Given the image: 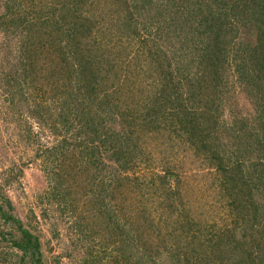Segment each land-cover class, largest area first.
<instances>
[{
    "label": "trees",
    "instance_id": "trees-1",
    "mask_svg": "<svg viewBox=\"0 0 264 264\" xmlns=\"http://www.w3.org/2000/svg\"><path fill=\"white\" fill-rule=\"evenodd\" d=\"M56 2L4 0L0 30L7 51L11 38L19 44L5 74L11 100L33 99L28 118L61 136L36 156L57 162L55 197L70 202L76 230L93 239L82 264H264V0ZM166 36L191 57L184 70L170 69L159 44ZM231 70L252 105L233 117L228 150L215 139L227 129L220 104ZM20 119V137H35ZM179 150L220 174L212 204L221 225L187 207ZM138 169L141 176L130 174ZM121 202L131 209L128 224L114 212ZM13 209L0 199V264H45L38 234Z\"/></svg>",
    "mask_w": 264,
    "mask_h": 264
},
{
    "label": "rangeland",
    "instance_id": "rangeland-1",
    "mask_svg": "<svg viewBox=\"0 0 264 264\" xmlns=\"http://www.w3.org/2000/svg\"><path fill=\"white\" fill-rule=\"evenodd\" d=\"M56 1L45 0V3L55 6L58 4ZM4 10V0H0V13ZM240 29L241 40L250 38V35H247L248 29H244L243 27ZM168 37L166 36L160 40L159 44L169 53L170 69L174 70V67L180 64L181 70H184V64L186 65L191 57H181L182 55L174 49L175 45L173 42L175 39ZM6 38L4 32L0 30V199H3V197L10 198L14 206L13 212L16 216L24 221L26 225L35 229L43 246L45 264H82L88 256V248L94 245L93 239L83 237L76 230L74 222L77 214L71 210L70 202L68 201L67 206L63 202L60 203L56 199L57 197H55L57 180L54 178V173L59 169L55 168L57 162H53L52 156L46 154L39 157L36 156L41 151L39 148L44 149L58 144L61 136L53 135L49 130H44V127H40L34 119L28 118L27 106H32L33 99H27L26 102L20 101L17 94L16 96L14 95L15 99H13L14 101L18 100L17 103L14 104L11 100L10 86L6 82L8 75L5 76V74L9 72V69H11L9 66L15 61V56L17 57L18 55L17 47L19 44L17 38H11V50L7 51L5 46ZM3 47L5 49H2ZM234 49H232V53H234ZM4 53H6V58L4 57ZM175 56L178 58H175ZM189 69L191 72H195L197 67L191 66ZM225 76L227 77V73ZM228 77L229 82H226L227 78H224V80L227 87L231 90L224 93L223 104H220L223 106L222 123L227 126V129L225 133L221 132L218 134L215 140L222 142L229 150L231 149L229 146H235L236 141L235 136L226 135L227 132H231L229 128L234 121L233 117L235 118L240 108L243 109L241 110L243 113H248L251 110L252 100H247L248 97L245 91H243V83H240L236 79V74L232 70L228 74ZM18 88L19 85H16L15 89ZM233 98L236 99V104L233 103ZM22 113H24V118L28 119L33 130L36 132V136L29 140L20 137V133L27 132L24 129V125H22V123L25 124V121L20 119ZM114 126L116 125L114 124ZM73 132L68 131L66 133V136L70 138L69 140L75 135H73ZM88 145L90 146L91 144ZM151 147L149 148L153 150L154 147ZM176 153L177 161L180 162L181 160L179 159L183 156V160L187 159L185 165H182L186 169L183 170L185 174L183 190L187 194L185 196L187 207H190L201 220H206L208 223L214 221L216 222L215 227L221 225L222 220L218 217V212L212 204L217 198L218 188H221L220 174L216 173L215 170H211L208 164L201 163L200 159H195L192 151H188L186 156V152L180 153V150ZM162 155L158 154L160 158ZM252 157H256L255 151L252 153ZM100 158L105 162L106 169L103 166L104 172L108 173L107 169L113 167V162L107 160L106 153ZM78 160L83 161L82 158ZM98 165L100 166V164ZM160 165L163 164L161 163ZM160 165H157L156 169H161ZM95 169L94 166L90 167L91 172H94ZM141 170L132 171L133 173L130 172V174H139L141 176L143 174ZM141 179L143 178L141 177ZM82 187H84L83 182ZM258 200L263 201L262 199ZM83 203H79V212H81L80 208H82ZM125 205H120L121 209L114 210L116 217L121 220L120 224H128L123 223V219H125L123 215L128 217L131 213L130 206H126L128 208H125ZM122 206L124 207L122 208ZM150 209L153 211L152 214L158 219L161 209L157 206V202L153 203ZM167 260L166 257H163L162 263L169 264Z\"/></svg>",
    "mask_w": 264,
    "mask_h": 264
}]
</instances>
